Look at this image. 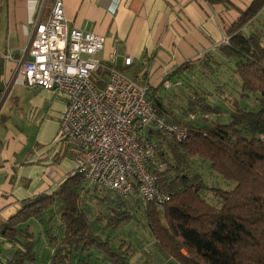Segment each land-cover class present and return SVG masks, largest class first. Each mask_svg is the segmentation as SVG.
I'll list each match as a JSON object with an SVG mask.
<instances>
[{
    "label": "trees",
    "instance_id": "16d2710c",
    "mask_svg": "<svg viewBox=\"0 0 264 264\" xmlns=\"http://www.w3.org/2000/svg\"><path fill=\"white\" fill-rule=\"evenodd\" d=\"M263 10L264 0H254L227 30L228 42L219 45L226 58L235 59L231 63L235 74L232 79L238 82L236 96L228 95L223 84L214 86L215 93L233 105L226 120L224 106L209 101L211 92L196 90L189 94L183 118L164 101L162 92L169 89L163 85L165 80L150 97L168 121L188 129L183 141L157 129L148 132V137L158 143L157 155L164 163L155 169L158 185L171 194V200L159 207L135 195L138 205L144 204L147 225L161 249L179 264H264V27L256 29L254 24ZM224 60L215 63L220 65ZM214 64L206 59L202 66L214 71ZM198 66L199 61H188L176 69L175 75L193 73ZM181 78L178 80L182 84ZM148 91L150 95V87ZM252 94L256 95L259 109H248L241 102ZM197 161L207 163L228 186L208 185L203 175L193 169ZM87 189L84 176L76 174L68 176L56 191L22 201L16 214L0 223V243L10 246L0 264H75V258L93 249L112 264H134L124 244L115 249L110 239L96 231L86 202L90 195L85 196ZM103 190L102 196L91 195L109 204L108 213L98 217L99 221L106 220V228H116L134 216L135 203ZM207 191L214 194L220 206L205 199L203 193ZM54 216H58L60 234L49 232L54 248L45 259L37 252L31 221L48 218L47 222H51ZM82 264L90 263L83 260Z\"/></svg>",
    "mask_w": 264,
    "mask_h": 264
},
{
    "label": "crops",
    "instance_id": "0c3cea01",
    "mask_svg": "<svg viewBox=\"0 0 264 264\" xmlns=\"http://www.w3.org/2000/svg\"><path fill=\"white\" fill-rule=\"evenodd\" d=\"M54 1L0 0V83L6 86L3 96H11L18 108L12 117L1 116L7 126L0 135V223L15 215L22 201L56 191L76 165L75 150L58 139L66 98L12 81L17 60L31 43L35 20H46ZM253 1L64 0V8L69 26L105 37L100 58L110 60L116 53L120 68L138 64L146 72L142 84L152 90L169 77L174 83L202 71L206 59L211 64L224 60L219 45ZM127 56L133 58L129 66L124 65ZM188 61H199L197 70L175 75ZM37 252L46 259L52 249L42 253L37 247Z\"/></svg>",
    "mask_w": 264,
    "mask_h": 264
},
{
    "label": "built area",
    "instance_id": "2783aa9c",
    "mask_svg": "<svg viewBox=\"0 0 264 264\" xmlns=\"http://www.w3.org/2000/svg\"><path fill=\"white\" fill-rule=\"evenodd\" d=\"M34 26L12 81L54 90L66 98L58 139L77 154L68 176L82 174L90 184L123 197L136 194L163 207L171 194L158 185L155 169L164 163L148 132L157 129L183 141L188 129L157 111L148 86L117 69L116 53L105 61L98 56L104 36L69 26L64 0H55L49 17L35 20ZM132 62L127 56L124 65ZM180 84L163 82L165 88Z\"/></svg>",
    "mask_w": 264,
    "mask_h": 264
},
{
    "label": "rangeland",
    "instance_id": "374dc122",
    "mask_svg": "<svg viewBox=\"0 0 264 264\" xmlns=\"http://www.w3.org/2000/svg\"><path fill=\"white\" fill-rule=\"evenodd\" d=\"M254 24L258 26L256 29H261V27H264V10L257 16L256 20L254 21ZM249 26H251L250 28H253V25ZM250 28H248V31H250ZM2 33H4L3 30L2 32L0 30V37L2 36ZM219 56L221 58H224L225 60L220 65H217V63H215L214 69H212L214 71L208 69L205 70L204 67L201 66L203 68V71L199 70L196 74L189 73L188 75H185L183 79L181 78L183 83L181 85H177L180 87H176L175 85L171 86L167 90H164L163 87H161L162 90H164L162 92L164 101L166 103H169L174 108L179 117H185L184 110H186L187 96L193 93L194 91L199 90L201 92H211L213 96L210 97L211 99H209V101L224 106V120L228 118V114L232 111L233 105L230 102L224 101L218 93H215L214 86L220 84L223 87L224 85V90H226V93L228 95L231 94L236 96V90H238V82L236 81V79H232L235 74L233 69L231 68V63H233L235 59H233L232 61V59L226 58L223 55ZM115 66L117 67V69L122 71V73L135 79L139 83L142 84L141 81H144L142 79V76L146 74L145 69H140L138 64H135L133 67H128L125 69L120 68L119 65ZM225 81H227L228 83L225 84ZM16 85L17 87H19L20 84ZM143 85L147 86V84L144 83ZM5 87V85L0 83V135L2 134V130H5V127L7 126L5 118L1 119L2 114H6L12 117L15 115L16 110H18L14 99H12L11 96L7 98L3 96V91L6 90ZM150 91L151 92L149 96L153 98V89ZM241 102L243 106L248 109L260 108V104L256 100V95L254 96V94H252L247 99H243ZM211 118L214 119L215 116H212ZM192 119H194L195 121L199 120L197 116H192ZM193 169L197 170L203 175L208 185L220 186L222 188L228 186L227 182H224V180L220 176L216 175L210 170L207 163L202 164L201 161H197L196 163H194ZM92 189L93 194L96 193L99 196L105 194V191L101 186L97 184H88L87 190L89 191L85 193V196L87 194H90L89 196H87L86 202L91 210V223L94 224V227L98 234H100L103 238L110 239L112 241V244L115 249L119 248L122 244H124L127 250L128 257L134 264H145L146 262L147 264H179L176 260L167 255L161 249L159 243L156 241L146 222V218L144 215V204L142 202V205H138L135 196L136 194H133L129 197H125L126 201H129L132 204L135 203L134 205L136 208L134 207L132 210L134 216L128 221L123 222L116 228H106V220L102 219L99 221L98 217H103L102 215H100L102 213H108L107 207L109 206V204L104 203L103 200H99L97 196H92ZM203 196L211 204L215 206H220L218 199L214 196L212 192H204ZM114 198L115 196L112 197V200ZM47 220L48 218L44 219V221L36 220L33 221L31 225L33 227V230L36 232L35 240L38 242L37 247H40V251L42 253L48 249L51 250L54 248V245L49 241V232H52V234H55V236H59L60 234V229L58 228V216H54L53 219H50L51 222H47ZM5 246L6 247L4 248H2V246L0 247V249L2 248L0 258H5V256L7 255V251L10 246L9 244H6ZM83 260H87L90 264H111L108 259L97 249H93L89 254H81L78 258H75L74 263L82 264Z\"/></svg>",
    "mask_w": 264,
    "mask_h": 264
}]
</instances>
